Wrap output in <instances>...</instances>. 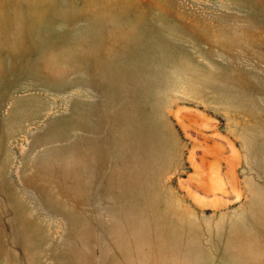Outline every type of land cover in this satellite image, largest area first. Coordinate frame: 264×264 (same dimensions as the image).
<instances>
[{"label":"rangeland","instance_id":"374dc122","mask_svg":"<svg viewBox=\"0 0 264 264\" xmlns=\"http://www.w3.org/2000/svg\"><path fill=\"white\" fill-rule=\"evenodd\" d=\"M0 264H264V0H0Z\"/></svg>","mask_w":264,"mask_h":264}]
</instances>
